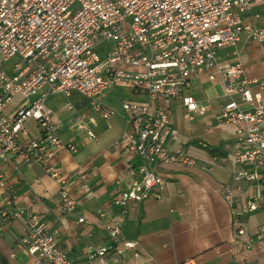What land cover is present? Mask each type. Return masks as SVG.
I'll list each match as a JSON object with an SVG mask.
<instances>
[{
    "label": "built area",
    "instance_id": "2783aa9c",
    "mask_svg": "<svg viewBox=\"0 0 264 264\" xmlns=\"http://www.w3.org/2000/svg\"><path fill=\"white\" fill-rule=\"evenodd\" d=\"M263 12L264 0H0V165L43 166L61 185L60 211L74 212L79 202L67 189L63 167L53 160L61 149L74 152L77 147L61 139V123L54 121L46 99L78 93L108 122L116 112L101 102L102 95L128 86L145 94L150 103L161 104L155 109L141 102L123 104L130 130L116 145L125 142L137 162L129 165L135 178L132 186L115 204L125 215L130 203L162 200L166 179L157 167L196 164L182 147L171 146L181 137L171 119L172 102L182 101L188 121L209 113L212 102L190 94L192 81L207 74L211 82L218 77L224 89L225 101L215 123L235 128L233 158L240 169L234 184L248 185V212L264 210V81L250 78L238 60H219L221 50L242 40L264 44V25L258 24ZM103 41L109 45L101 57L96 47ZM12 59L16 62L6 71ZM16 96L21 103L7 113ZM29 121L38 124L40 138L21 141ZM87 126L81 115V127ZM88 136L96 138L90 131ZM5 187L0 173V188ZM234 191V187L222 191L231 207L236 202ZM2 216L25 219L28 234L20 243L35 264H75L39 216L21 209ZM100 225L110 243L88 247V264H123L126 253L138 243L125 239L120 223ZM246 235V229L239 227L233 239L240 243ZM246 246L264 253V227Z\"/></svg>",
    "mask_w": 264,
    "mask_h": 264
},
{
    "label": "crops",
    "instance_id": "0c3cea01",
    "mask_svg": "<svg viewBox=\"0 0 264 264\" xmlns=\"http://www.w3.org/2000/svg\"><path fill=\"white\" fill-rule=\"evenodd\" d=\"M258 24L264 25V12ZM219 60L223 63L238 60L250 78L264 81V44L242 40L235 47L221 50ZM190 94L198 101H211L213 108L206 115L188 121L182 101L174 100L171 119L181 137L171 146L182 147L196 160L195 166L187 167L181 162L159 165L157 172L166 179L164 199L130 203L125 215L115 200L132 186L135 178L129 165L137 159L127 150L125 142L116 145L130 130L123 104L141 102L155 109L161 103H150L145 94L128 86H117L101 97V102L116 112L106 122L78 93L70 98L49 95L45 104L54 121L61 123V139L77 147L74 152L61 149L53 163L63 167L67 189L76 196L79 205L72 213L60 211L61 185L43 166L0 165L6 183L5 188H0V264H35L34 257L20 243L28 234L25 219L2 216L3 212L16 209L39 216L46 231L75 264H88V247L109 245L100 224L114 222L122 225L125 239L138 243L134 251L126 253L123 264H264V253L246 246L251 237L261 233L264 210H246L248 185L236 187L233 180L240 169L233 158L235 128L215 123L225 101L222 82L218 77L211 82L207 74L199 75L192 81ZM21 101L16 96L6 112H13ZM81 115L88 121L86 128L81 127ZM88 131L96 138L90 139ZM40 134L38 124L29 121L20 140H36ZM201 143L209 147L204 149ZM227 187L235 189L236 202L232 207L223 197L222 191ZM80 218L85 222L80 223ZM239 227L245 228L247 235L237 243L233 233Z\"/></svg>",
    "mask_w": 264,
    "mask_h": 264
},
{
    "label": "rangeland",
    "instance_id": "374dc122",
    "mask_svg": "<svg viewBox=\"0 0 264 264\" xmlns=\"http://www.w3.org/2000/svg\"><path fill=\"white\" fill-rule=\"evenodd\" d=\"M108 45L109 43L105 41L97 45L96 51L101 57H104V50L108 47ZM15 62H16V59H12L7 65H5L4 69H6V71H9L12 68V66L15 64Z\"/></svg>",
    "mask_w": 264,
    "mask_h": 264
}]
</instances>
